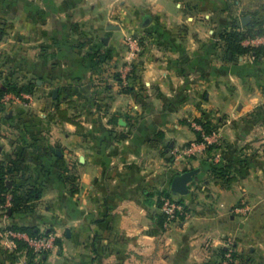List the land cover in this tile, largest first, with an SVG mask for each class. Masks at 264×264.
<instances>
[{
	"label": "crops",
	"instance_id": "1",
	"mask_svg": "<svg viewBox=\"0 0 264 264\" xmlns=\"http://www.w3.org/2000/svg\"><path fill=\"white\" fill-rule=\"evenodd\" d=\"M68 3L0 0V22L12 23V30L20 25L16 42L32 40L21 35L23 21L32 22L39 42L34 55L19 45L0 55V85L10 72L19 83H35L32 93L0 100V163L13 160L14 180L39 190L31 212L0 210V227L51 231L59 242L42 264H214L215 250L230 236L242 237L234 245L242 254L245 223L227 209L248 199L250 184L264 193V59L231 60L212 38L191 37L185 25L176 34L156 13L143 51L118 67L91 60L62 45L72 40ZM157 11L166 16L160 6ZM56 108L78 125L62 123ZM197 119L216 124L217 158L236 160L240 146L258 141L244 176L228 185L210 176L205 146L195 142V131L202 133ZM193 143V155L176 156ZM193 168L199 172L188 192H171L172 175ZM164 189L189 213L159 226ZM248 250L240 264L250 263ZM0 264H26V258L10 263L0 250Z\"/></svg>",
	"mask_w": 264,
	"mask_h": 264
},
{
	"label": "rangeland",
	"instance_id": "2",
	"mask_svg": "<svg viewBox=\"0 0 264 264\" xmlns=\"http://www.w3.org/2000/svg\"><path fill=\"white\" fill-rule=\"evenodd\" d=\"M68 5L72 6L75 15L73 25L69 27L72 40L62 45L67 46L74 55H94L91 60L97 59L116 67L125 59L128 61L133 51L135 55L146 47V27L153 15L155 18L158 14V18L168 19L170 25L176 27L174 30L176 34L181 32V28L177 30V27L185 25L188 26L187 34L191 37L193 32H196L204 39L212 38L220 55H225V44L218 38V34L233 26H241V17L249 15L253 20L264 23V0H69ZM158 5L167 17L157 11ZM31 23L20 22L27 29L26 31L24 28L21 35L25 36L28 33L32 40L23 41V44L17 43L15 35H18L16 31L20 25L18 22L14 23L15 29H11L9 37L0 42V55L18 45L26 49L27 55H34L35 51H38L36 43L39 42L34 39L35 31ZM29 29L32 33H29ZM141 40L144 42L143 48L140 47ZM257 112L252 110L251 117H256ZM214 125L216 127V124ZM193 127L191 128L194 131ZM219 141L220 136L217 145ZM257 142L256 140L250 145L244 144L238 149L241 157L245 155L249 158V164L251 159L257 158L259 150ZM213 155V162H218L220 157L218 160L217 155ZM259 190L256 182L250 184L248 199L240 198L227 209L228 215L245 223L244 236L247 243L242 254L234 250L235 244L242 241V237L230 236L225 239L224 254L223 249L215 250L218 252V259L214 264H240L242 255L245 257L249 255V247L252 249L249 264H264V193ZM159 209L162 213L161 207ZM188 211L185 207V216L188 215Z\"/></svg>",
	"mask_w": 264,
	"mask_h": 264
},
{
	"label": "trees",
	"instance_id": "3",
	"mask_svg": "<svg viewBox=\"0 0 264 264\" xmlns=\"http://www.w3.org/2000/svg\"><path fill=\"white\" fill-rule=\"evenodd\" d=\"M264 23L260 21H255L250 18L249 23L245 27L233 26L229 30L218 34V38L224 41L225 44V57L230 55L231 60H236L238 57L245 55L247 53H253L254 59H264V43L257 46H246L242 44V40L248 37H254L256 35L264 36ZM12 23L10 22H0V40L8 36L10 30L12 29ZM91 57H95L91 55ZM35 87L33 81H26L19 83L16 78H13V72H10V76L4 79L2 85H0V97L6 93H12L16 96H20L22 93H32ZM1 105V102H0ZM56 115L62 123L77 124V122L70 116L67 115L66 110L56 108ZM197 122L202 128V133L195 131L196 139L195 142H203V135L210 134L211 132L217 130L213 123L206 120L197 119ZM78 125V124H77ZM189 144H187L188 146ZM221 145L217 143L206 144V159L205 161L210 162V167L208 172L210 176L214 179H220L225 185L237 181L240 177L244 176L249 167V158L239 155L236 160H227L220 155V160L218 162H213V152L219 148ZM60 166H64L63 161H60ZM18 174V168L14 164L13 160L7 161L6 163H0V210L4 214H11L17 212H31L33 205L31 201L39 196V190L30 183H19L14 180V177ZM174 175H172L173 177ZM171 177V179H172ZM7 180L12 183L11 187H8ZM23 189V190H22ZM171 192L169 189H164L158 193L157 202L161 206V198L169 197ZM9 195V203L5 206L6 196ZM181 203L180 201H177ZM182 204V203H181ZM185 208V207H184ZM165 222L164 214L158 215V225L163 226ZM9 228L17 231L24 232L32 237H44L51 234V231H41L35 226H6L2 227ZM59 240L54 239V244H58ZM15 246L13 249L8 250L6 248H1L2 254L5 259L14 263L16 259L23 255L26 258V264H42L47 257L49 251H42L40 253L34 252L29 248L26 242L22 239L14 240ZM224 254V249L222 250Z\"/></svg>",
	"mask_w": 264,
	"mask_h": 264
},
{
	"label": "built area",
	"instance_id": "4",
	"mask_svg": "<svg viewBox=\"0 0 264 264\" xmlns=\"http://www.w3.org/2000/svg\"><path fill=\"white\" fill-rule=\"evenodd\" d=\"M264 42V36L256 35L254 37H248L242 40V44L246 46H257L258 44H261ZM8 95H3L0 97V100H4ZM16 98H19V96H16ZM195 127L198 130H201V128L197 125ZM203 144L206 146V144L211 143H217L219 140V131L215 130L211 132L210 134L203 135ZM196 145L190 144L188 146L182 147L181 149L176 150V156H191L195 152ZM10 196H6V203L5 206L9 203ZM161 211L165 216V224L171 223L172 221H175L179 219L181 216H185V208L181 203H178L175 200L170 199L169 197H162L161 198ZM15 239H22L26 242L27 246L31 248L34 252L40 253L42 251H50L54 247V235L50 234L44 237H32L28 234L9 229V228H2L0 227V244L3 245V248H6L8 250L13 249L15 246L14 240Z\"/></svg>",
	"mask_w": 264,
	"mask_h": 264
},
{
	"label": "water",
	"instance_id": "5",
	"mask_svg": "<svg viewBox=\"0 0 264 264\" xmlns=\"http://www.w3.org/2000/svg\"><path fill=\"white\" fill-rule=\"evenodd\" d=\"M250 20V16L246 15L240 18V23L242 27H245ZM55 92V91H54ZM120 124L124 125L123 121H118ZM199 172V168H193L182 173L176 174L172 177L170 181L169 189L171 192L185 195L188 192V184L192 181L194 176ZM7 181V185H9Z\"/></svg>",
	"mask_w": 264,
	"mask_h": 264
}]
</instances>
